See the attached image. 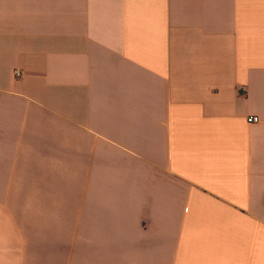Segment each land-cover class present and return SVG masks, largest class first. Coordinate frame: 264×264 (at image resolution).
Returning <instances> with one entry per match:
<instances>
[{"label":"crops","instance_id":"crops-1","mask_svg":"<svg viewBox=\"0 0 264 264\" xmlns=\"http://www.w3.org/2000/svg\"><path fill=\"white\" fill-rule=\"evenodd\" d=\"M0 264H264V0H0Z\"/></svg>","mask_w":264,"mask_h":264},{"label":"built area","instance_id":"built-area-1","mask_svg":"<svg viewBox=\"0 0 264 264\" xmlns=\"http://www.w3.org/2000/svg\"><path fill=\"white\" fill-rule=\"evenodd\" d=\"M20 71H16L15 72V75L16 76H20ZM261 121V118L259 117V116H256V115H254V116H249L248 118H247V122L248 123H259Z\"/></svg>","mask_w":264,"mask_h":264}]
</instances>
